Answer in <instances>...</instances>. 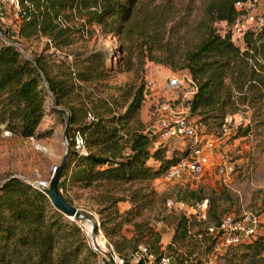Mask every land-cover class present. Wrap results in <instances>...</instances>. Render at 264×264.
Returning <instances> with one entry per match:
<instances>
[{
	"label": "trees",
	"instance_id": "trees-1",
	"mask_svg": "<svg viewBox=\"0 0 264 264\" xmlns=\"http://www.w3.org/2000/svg\"><path fill=\"white\" fill-rule=\"evenodd\" d=\"M18 1L20 39L44 37L54 48H63L72 43L76 30L65 23L71 16L81 17L96 24L102 33L117 36L124 70L142 71L146 62L183 70V76L196 84L187 101L190 115L204 126L206 134L219 135L225 117L236 113L249 119L236 127V137L264 132V26L258 32L246 31L244 46H237L230 35L237 0L209 1L205 18L195 25L197 39L190 43L171 42L166 12L141 7L139 0ZM217 22H225L228 29L219 31ZM81 65L76 73L53 76L40 57L27 58L12 42L0 39V132L33 137L50 94L54 105L66 107L68 152L58 173L60 194L72 204L65 190L74 187L90 193L99 227L124 264H147L145 255L134 256L140 245L154 256L151 264H160L166 252L173 264H186V257H194L201 244L217 239L207 232L208 226L220 222L216 213L208 212L202 220L203 229L195 216L174 213V231L165 249L159 243L160 232L143 216L161 199L151 182L184 158L189 149L167 157L165 147H153L155 137L145 132L142 124L130 127V122L138 121L146 88L143 81L129 88L130 99L121 114L113 115L109 107L92 112L88 101L69 104L76 89L73 79L87 83L106 76L100 52L86 56ZM88 113L93 116L90 122ZM76 130L84 136L85 154L74 149ZM211 192L188 189L179 201L187 205L208 199L213 205L224 194V190ZM260 199L264 203V188ZM122 202L129 206L121 209ZM125 226H131L130 236L124 234ZM239 244L244 258L263 259L264 235L233 245ZM93 257L77 225L56 210L45 193L12 175L0 182V264H89Z\"/></svg>",
	"mask_w": 264,
	"mask_h": 264
},
{
	"label": "rangeland",
	"instance_id": "rangeland-1",
	"mask_svg": "<svg viewBox=\"0 0 264 264\" xmlns=\"http://www.w3.org/2000/svg\"><path fill=\"white\" fill-rule=\"evenodd\" d=\"M209 1L211 0H139V4L144 8L157 7L166 12L169 17L166 27H171L168 34L171 42L190 43L197 39L195 25L205 18V6ZM262 1L264 3V0ZM18 10L19 5L15 7L8 0H0V39L12 42L29 58L40 57L51 75L63 78L66 72L76 73L86 56L95 52L102 53L107 67L106 76L87 83L73 79L76 89L70 96L69 104L88 101V108L92 112L109 107L113 115L121 114L130 99L127 97L129 88L143 81L146 88L138 112V121L130 122L132 125L130 127L135 128L142 124L144 131L153 123L157 107L162 102L169 101L177 105L179 110L185 107L186 102L183 100L185 96L181 88L175 91L166 90L168 79L173 77L178 80L184 79L183 70H172L163 64L153 62H146L142 71L124 70L121 60L124 53L121 51L117 36L102 33L96 24H88L78 16H71L70 21L65 23L76 30L72 33V43L63 48H54L44 37L20 39ZM215 27L221 32L228 29L225 22H217ZM65 108L54 105L49 94L44 104V115L33 137L21 138L6 130L0 132V182L8 175H16L24 181L50 178L52 167L60 164L68 143L66 137L64 138ZM248 120L246 114H242L241 118H232L230 131L222 136H214L217 138L215 146L209 150V164L203 174L196 176L185 174L174 180L160 176L151 182L152 188L161 195V199L153 208H148L144 212L143 218L160 232L161 249H165L174 231L172 221L174 213L195 216L196 221L201 223L200 228L203 229L202 220L207 218L208 212L216 213L219 220L224 214L240 216L243 212H251L259 218L257 233L252 238L264 235V203L260 199V190L264 188V132L261 135L251 133L247 136H235L236 127L246 124ZM189 145V141H181L180 144H175V147L157 142L153 147H165V155L171 157L172 154L177 156L179 154L177 152L188 149ZM189 155L190 152L183 157L188 158ZM155 163L157 165V162ZM221 163L231 164L233 171L225 175L218 174L216 168ZM197 188L208 194L211 191L224 190V194H221V198L213 205L208 199L199 204L192 202L187 205L180 204L179 200L184 191ZM68 194L72 199V205L88 213L99 223L98 214L95 212L96 205L90 199L89 192L72 187L69 188ZM119 205L121 209L129 206L127 202ZM68 219L80 224L76 219ZM93 230L97 236L101 233V236L110 243L100 227V232L98 231L95 223ZM195 230L196 228H193L191 231ZM123 231L126 236L132 234L131 226H125ZM204 235L207 237V234ZM232 245L221 236H217L212 244H201L199 252H196L194 257L187 256L185 263L264 264V253L262 260H248L243 256L244 248L241 244ZM165 255L167 256L168 252ZM89 264H97V255L94 254Z\"/></svg>",
	"mask_w": 264,
	"mask_h": 264
},
{
	"label": "built area",
	"instance_id": "built-area-1",
	"mask_svg": "<svg viewBox=\"0 0 264 264\" xmlns=\"http://www.w3.org/2000/svg\"><path fill=\"white\" fill-rule=\"evenodd\" d=\"M15 7L19 5L18 0H8ZM236 10V17L231 26L230 35L231 40L240 47L244 46V33L248 30L258 32L264 26V3L262 0H237L234 3ZM184 83V84H183ZM181 88V92L186 102L185 107L181 110L178 106L167 101L162 102L157 107V115L153 123L145 130L150 136L155 137L153 146L157 142H164L167 145L180 144L181 141H189L188 147L190 155L188 158H182L176 164L168 167L163 177L167 180L178 179L182 175H201L205 172L209 164V150L215 146L217 138L204 132V126L198 124L196 119L190 115V106L188 104L189 98L196 90V84L190 79H179L173 77L168 79L166 90H177ZM242 117L241 113L234 115H227L219 130V136L225 135L230 131V123L232 118ZM88 122L93 120L91 113L86 116ZM74 149L79 154H85L84 136L79 131H74L73 135ZM57 166L54 165L51 169V175L56 171ZM217 173L225 175L231 173L233 168L229 163H221L217 165ZM51 177V176H50ZM50 179V178H49ZM49 179H39L34 181H26L34 188L41 190V188L48 187ZM59 192H63L60 187ZM65 192L68 193L67 190ZM180 202V201H179ZM182 205H186L180 202ZM91 222L90 229L87 231L86 227L80 222L76 224L82 235L85 236V242L90 250L97 255V264H124L123 259L113 250L110 243L103 238L102 243H98L97 237H101V233L97 236L94 233V223L99 230V223L97 221ZM259 226V218L255 213L243 212L240 216L233 214H224L220 219L219 224L210 225L207 227V232L213 236H221L229 244H237L246 239H251L257 233ZM96 229V228H95ZM97 231V229H96ZM145 255L147 257V264H151L154 256L150 254L144 245L139 246V251L134 255L135 258ZM169 257L163 255L160 258V264H169Z\"/></svg>",
	"mask_w": 264,
	"mask_h": 264
},
{
	"label": "water",
	"instance_id": "water-1",
	"mask_svg": "<svg viewBox=\"0 0 264 264\" xmlns=\"http://www.w3.org/2000/svg\"><path fill=\"white\" fill-rule=\"evenodd\" d=\"M26 57L28 58V56ZM66 145L67 146H66L65 154L63 155L60 164L57 165L56 171L51 175L49 179L48 187L41 188V191L46 194L52 206L56 210H58L60 213L64 214L66 217L68 218L72 217L73 219H76L78 221L80 220L92 221L93 218L88 213H84L80 211L74 205L69 203L58 191V188H57L58 173L63 168L66 162V159H67L68 143H66ZM12 176H16V175H12ZM169 264H173L172 258L169 259Z\"/></svg>",
	"mask_w": 264,
	"mask_h": 264
},
{
	"label": "bare ground",
	"instance_id": "bare-ground-1",
	"mask_svg": "<svg viewBox=\"0 0 264 264\" xmlns=\"http://www.w3.org/2000/svg\"><path fill=\"white\" fill-rule=\"evenodd\" d=\"M70 219H73L72 217H70ZM80 222L86 227L87 231L90 229L91 226V222H89L88 220H80ZM97 241L98 243H102L103 241V237H97Z\"/></svg>",
	"mask_w": 264,
	"mask_h": 264
}]
</instances>
